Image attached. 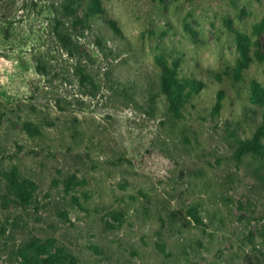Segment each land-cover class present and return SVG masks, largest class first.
<instances>
[{"label":"rangeland","instance_id":"1","mask_svg":"<svg viewBox=\"0 0 264 264\" xmlns=\"http://www.w3.org/2000/svg\"><path fill=\"white\" fill-rule=\"evenodd\" d=\"M263 124L264 0H0V264H264Z\"/></svg>","mask_w":264,"mask_h":264},{"label":"trees","instance_id":"2","mask_svg":"<svg viewBox=\"0 0 264 264\" xmlns=\"http://www.w3.org/2000/svg\"><path fill=\"white\" fill-rule=\"evenodd\" d=\"M83 22V21H82ZM85 24V22H83ZM88 27H90V24L88 23ZM57 36L60 39V44L63 46L65 50H67V53H72L71 49L76 48L74 45H70L71 43L68 41L69 38L65 35L64 32H58L56 31ZM72 56V54H70ZM39 69V68H38ZM37 69V70H38ZM75 75L79 78L81 83H87L90 82V76L85 74L84 70L78 66H74ZM160 81V89L162 93L165 95L167 99V109L169 111H174L178 104L179 100V83L176 79H174L172 76L169 75V71L163 69L162 73L159 78ZM220 104L217 102L215 104V111H219ZM26 128H30V124L25 125ZM264 134V124L259 127L253 138L251 140H247L245 142H242L236 152L237 160L240 159V157L245 152H257L261 149L260 144V136ZM13 184L17 187L19 186L17 177L13 176L11 177ZM11 181V180H10ZM30 181L27 179H23V201L25 200L27 193L26 185H29ZM19 188V187H18ZM16 195L21 196V190L18 189L16 191ZM20 255L22 258V264H77V258L68 251L65 248L56 247L54 244V240L52 239H39V238H33L31 239L26 245L24 246V249L20 251Z\"/></svg>","mask_w":264,"mask_h":264}]
</instances>
